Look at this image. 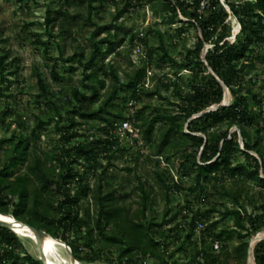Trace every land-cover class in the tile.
Masks as SVG:
<instances>
[{
	"label": "rangeland",
	"instance_id": "1",
	"mask_svg": "<svg viewBox=\"0 0 264 264\" xmlns=\"http://www.w3.org/2000/svg\"><path fill=\"white\" fill-rule=\"evenodd\" d=\"M191 4L193 0H180ZM0 0V57L3 59V70L0 68V164L6 160L5 153L11 143H2L4 139L13 136H24L30 139V157L39 155L42 159H49L55 155L53 161L56 165V174L59 170L57 159L60 158L59 132L56 128L58 119L57 111L62 113V122L65 123V111L72 110L75 103L71 102L70 94L73 87H77L82 93L90 98L86 106L95 110L101 106L102 101L112 91L118 81H127V74L136 68H144L147 71L145 79L139 84L144 87L143 82L149 85V93L140 92L136 97V110L142 111L143 119L150 120L159 116L160 119L155 125L154 134L150 144L142 146L143 156L138 157L137 149L132 148L128 152H117L112 159L108 156L99 155L98 164L106 166L104 188L106 191L115 189V200L119 205L126 206L132 214L140 215L142 208V196L138 190L139 183H146L150 192L146 217L160 225L159 231L174 229L177 223L182 222V217L187 214L184 206L190 205L191 213L206 217V225L217 221L216 231L233 225L231 217H223L215 211H225V207H231L232 202L225 194L231 191L240 194L241 200L249 211L258 206L261 199V189L254 182L237 180L221 175L202 185V189L196 192L191 191L194 187V174L187 170L183 175L177 176V168L183 156L197 151V146L187 147L178 144L166 146L162 149L160 160L155 157L147 158L148 155L157 153L162 134L167 130L169 123L165 120V114L174 113L176 104H181V97L187 95L194 83H205L206 77L211 71H207L208 63L205 59L211 41L206 42L203 51L200 53V62H191L188 54L195 51L198 39L202 36L201 30L194 22L191 14L194 7L181 6L177 0H95L93 5L99 7L89 17L87 12L88 0ZM171 5L177 7L176 12L170 10ZM208 0H203L199 12L207 10L210 6ZM229 13L238 11L242 16L254 15L255 0H223L222 4ZM65 9L63 17H59L57 11ZM185 10H182V9ZM51 10V26L46 24L47 11ZM185 11V12H184ZM74 18V20H72ZM253 21L260 25H253L250 29L260 30L264 35V17L261 19L253 16ZM64 22L68 34H63L60 23ZM231 27V37L237 43L243 37L242 25L234 15L227 19ZM52 31L54 37L49 32ZM163 35L161 41L156 33ZM119 33L125 38L121 46H112L110 42L100 46L107 52L97 56L93 60V66L87 72L77 63L75 57L72 62L54 61L61 55L70 58L75 53H83L85 62L88 61L93 52V43L102 41L105 37L111 38L113 42L115 34ZM142 36L145 43L142 52L136 51V37ZM133 38V39H132ZM255 41V40H254ZM249 47L245 56L235 63L236 70L240 74L239 84L242 95H248L249 103L256 114L263 112L260 118L261 126L264 128V42L247 43ZM173 60L176 62L174 63ZM39 74L42 75L47 91L51 94L52 101L56 102L57 110L52 102L41 96L42 90L38 83ZM96 77L105 82V87L92 81L86 80V76ZM205 77V78H204ZM97 89L98 97L92 99L93 89ZM178 93L181 95H178ZM132 90L124 88L118 90L108 106L112 113H127L128 102L131 100ZM128 99H130L128 101ZM234 97L230 90L224 86V99L219 104H213L210 109L194 115V119L209 110L219 109L221 106L231 105ZM260 102V104H258ZM51 119H56L52 120ZM41 121L48 122L42 126ZM103 125L99 119L85 122L79 131L83 137L72 144L90 141L92 137L99 134V128ZM227 127L222 126V130ZM37 130V138L34 140L32 132ZM179 130L188 132V123L179 122ZM230 134L237 136L239 149H244L240 128L235 125L231 128ZM256 129L251 132L252 138L256 139ZM199 135H202L201 133ZM264 144V134H260ZM202 150V148L200 149ZM252 154L256 155L255 152ZM159 157V156H158ZM108 159V160H107ZM233 160L243 161L241 152L237 153ZM110 161V163H108ZM101 166L92 169L91 163L81 159L76 168L83 177V181L89 182L93 192L97 184L98 175L101 173ZM130 168L128 172L126 169ZM25 171V165H20L14 170L13 178ZM168 171L175 181H181L184 190L181 193L169 194L160 183L157 172L167 178ZM79 178L72 184L73 192L76 191ZM111 183V185L107 184ZM93 193L81 201L82 208L89 207L93 215ZM222 203H225L223 206ZM177 214V219L168 225L163 226ZM0 221L11 229L18 225L24 235L19 239L24 248L35 259L49 264H119L120 260H126L123 256L126 247L119 244L103 246L99 244L96 255H91L90 260L79 262L69 253V248L59 242L53 243L51 237L44 231L35 234L22 222L8 216L0 215ZM187 221V222H188ZM186 222V223H187ZM13 230V229H12ZM14 231V230H13ZM204 230H197V242L199 247L204 248L202 235ZM16 232V231H14ZM30 232V233H29ZM32 232V234H31ZM41 232V233H40ZM168 234V232H167ZM83 234L80 235L82 237ZM74 237H70L72 241ZM183 235L176 230L171 233L169 239L170 251L179 249L183 242ZM251 245H256L264 240V228L256 234L249 235ZM209 242V240H208ZM82 243L81 240L78 242ZM238 245L235 239L227 245L231 250ZM217 253H222L219 252ZM195 255V250L189 245L183 250L175 253L174 259L179 264L188 263ZM145 264H154L149 259ZM250 264H254L253 259Z\"/></svg>",
	"mask_w": 264,
	"mask_h": 264
},
{
	"label": "trees",
	"instance_id": "2",
	"mask_svg": "<svg viewBox=\"0 0 264 264\" xmlns=\"http://www.w3.org/2000/svg\"><path fill=\"white\" fill-rule=\"evenodd\" d=\"M88 0L86 14L90 17L99 7H95L93 2ZM181 6L194 7L191 17L197 22L202 36L198 39L195 51L187 56L191 62H200V53L203 51L206 42L211 41V46L205 59L208 63L207 71L212 70L206 77L205 83H194L191 85L190 92L181 97L182 103L176 104L177 110L171 114H165L164 118L169 126L162 134L157 153L148 155L147 158L155 157L160 160L162 149L166 146L178 144L179 139L183 141L182 146H197L195 152L183 156L177 176L183 175L185 171L190 170L194 174V187L191 191L196 192L202 189L204 183L216 180L218 176L230 177L237 180L251 181L261 189V199L253 211H249L240 194H234L231 191H225L232 202L231 207H225V211H215L223 217H231L233 225L219 231H216L217 221L208 223L201 236L204 242V248L199 247L197 242V223L206 224V217L199 214H193L188 221V215L192 214L190 205L184 206L187 214L182 217V222L177 223L174 229L159 231L153 219L146 217L150 192L146 188V183L140 182L138 190L141 193L140 215L132 214L126 206L119 205L115 200V189L106 191L104 180L106 166L98 164V156L105 155L112 159L117 152H128L133 147L121 146L118 141L111 140L105 135L108 133L107 126L114 121L125 118L123 112L112 113L108 110L110 102L113 100L117 91L124 88L132 90L131 100L140 93H149L147 88L138 89V85L145 79L147 71L144 68H136L127 74V81L123 82L114 76L118 85L114 86L112 91L102 101L101 106L95 110L86 106L89 96L82 93L77 87L71 89L70 100L75 103L72 110L65 111V123L62 119V113L57 111L58 119L56 128L59 132L60 156L59 170L56 174V165L53 161L57 158L55 155L49 159H42L39 155L30 157V139L24 136H13L10 139H4L2 143H11L7 153L6 160L0 164V215L8 216L12 219L22 222L26 227H32L46 232L52 239L64 243L71 255L79 262L90 260L91 255H96L99 244L109 246L119 244L126 247L123 256L126 260H120L119 264H145L149 259L154 264H179L174 255L178 250H183L186 246L193 247L195 255L192 260L184 264H250V258L254 264H264V240L259 241L252 246L247 237L258 233L264 228V144L260 134H264V128L261 126L260 118L263 112L256 114L249 103L248 95H242L238 87L240 74L236 70L235 63L245 56L248 50L247 43L264 42V35L260 30H251L253 25H260L253 21V16L264 17V0H255L256 14L242 16L238 11L229 13L222 4L223 0H208L210 6L207 10L202 9L199 12L203 0H193L191 4L180 1ZM75 3L74 0L70 3ZM182 10H185V9ZM170 10L176 12L177 7L171 5ZM185 12V11H184ZM52 11H47L46 24L51 26ZM65 9L62 7L57 11L59 17H63ZM234 15L237 21L242 25L243 37L240 43H237L231 37V27L227 24V19ZM74 20V18L72 19ZM63 34H68L64 22L60 23ZM50 34L54 37L52 31ZM159 39L163 41L161 32L156 31ZM138 38V37H136ZM113 42L111 38L105 37L102 41L93 43V52L88 61L85 62L83 53H75L73 57L65 58L61 55L54 61V66L58 61L72 62L77 58V63L87 72L93 66V60L97 56L104 55L107 51L100 45L110 42L112 46H121L125 38L119 33L115 34ZM133 39V38H132ZM144 44L143 38L138 39ZM255 40V41H254ZM174 63H176L173 60ZM3 59L0 57V68L3 70ZM86 80H92L98 83L101 88L105 87V82L96 77L86 76ZM205 78V77H204ZM38 83L42 90L43 97L47 98L52 105L59 110L56 102L52 101L51 94L47 91V85L39 74ZM224 86H226L234 97L231 105L221 106L219 109L209 110L197 118L194 115L206 111L213 104H219L224 99ZM0 94L2 90L0 89ZM97 89H93L92 99L98 97ZM178 95H180L178 93ZM181 96V95H180ZM128 99V101L130 100ZM129 103V102H128ZM260 104V102H258ZM128 110V107H127ZM99 119L101 125L99 134L92 137L90 141L76 143L77 139L83 137L79 131L86 121ZM136 119L140 122L142 129V139L145 144H150L155 125L160 117L156 116L150 120H144L142 111L137 112ZM56 120V119H51ZM188 123V132L179 130V122ZM48 122L41 121L45 126ZM226 126L222 130V126ZM240 128L244 149L240 151L237 136L230 134L233 126ZM256 129L257 137L252 138L251 132ZM202 135H199V134ZM105 134V135H104ZM33 139L37 138V130L32 132ZM202 148V150H200ZM188 152V151H187ZM241 152L243 161L233 160V157ZM255 152L256 155L252 154ZM143 152L137 151L138 157L143 156ZM159 156V157H158ZM81 159L91 163L92 169L95 166H101V173L98 175L97 184L94 191H91L89 182L83 181L82 175L76 168ZM107 159V160H108ZM110 163V161L108 162ZM25 165V171L13 178L14 170L20 165ZM128 172L130 168L126 169ZM163 188L169 193H181L184 186L181 181H175L173 175L168 171V177L164 178L160 173H156ZM76 178H79L76 191L73 192L72 184ZM111 185V183H107ZM93 193V205L95 212L90 213L87 206L82 208L81 201L88 198ZM225 206V203H222ZM177 219V214L163 226L170 224ZM188 221V222H187ZM187 222V223H186ZM173 230L183 235V242L179 249L170 251L171 233ZM168 232V234H167ZM83 234L82 237L80 235ZM70 237H74L71 241ZM238 245L233 249H227V245L234 241ZM79 240L82 241L79 244ZM209 240V242H208ZM220 243V251L217 253L213 249V243ZM251 252V253H250ZM0 264H49L35 259L24 248L19 236L11 228L0 223Z\"/></svg>",
	"mask_w": 264,
	"mask_h": 264
},
{
	"label": "built area",
	"instance_id": "3",
	"mask_svg": "<svg viewBox=\"0 0 264 264\" xmlns=\"http://www.w3.org/2000/svg\"><path fill=\"white\" fill-rule=\"evenodd\" d=\"M136 38L137 44H136V51L138 53L142 52V46L143 44L139 42V38H142V36H137ZM140 89L141 87H139ZM146 88H149V85L143 82V85ZM136 110V101L130 100L128 103V110L125 115V118L119 119L114 121L111 125L107 126L104 124L103 126H107L108 133L105 135V137L118 141L121 146H131L137 150L142 151V146L145 145L144 140L142 139V129L140 127V122L136 119L137 115ZM206 227V224L203 222H198L196 229L198 231L204 230ZM213 249L215 251H218L220 249V243L218 241H215L213 243Z\"/></svg>",
	"mask_w": 264,
	"mask_h": 264
},
{
	"label": "bare ground",
	"instance_id": "4",
	"mask_svg": "<svg viewBox=\"0 0 264 264\" xmlns=\"http://www.w3.org/2000/svg\"><path fill=\"white\" fill-rule=\"evenodd\" d=\"M13 230L14 231H16V233H18V234H20V235H24L23 234V230L18 226V225H15L14 227H13ZM30 233V232H29ZM31 234H32V232H31ZM33 235V234H32ZM51 239V241L53 242V243H57V241L56 240H54V239H52V238H50ZM48 261L49 262H52V260L50 259V258H48Z\"/></svg>",
	"mask_w": 264,
	"mask_h": 264
},
{
	"label": "water",
	"instance_id": "5",
	"mask_svg": "<svg viewBox=\"0 0 264 264\" xmlns=\"http://www.w3.org/2000/svg\"><path fill=\"white\" fill-rule=\"evenodd\" d=\"M211 72H212V70H210ZM0 223H2L1 221H0ZM2 224H4V223H2ZM4 225H6V224H4ZM7 226V225H6ZM7 227H9V228H11L10 226H7ZM29 228V227H28ZM13 229V228H12ZM30 230H32L35 234H37L36 232H38V231H41V230H39V229H36V228H32V227H30L29 228ZM41 233V232H40ZM57 241V240H56ZM57 242H59V243H61V244H64V243H62L61 241H57ZM65 245V244H64ZM70 253V252H69ZM251 253V252H250ZM71 254V253H70ZM73 259H74V257H73ZM251 260H252V255H251V258H250V263H251ZM46 262H48V260H46ZM49 263V262H48Z\"/></svg>",
	"mask_w": 264,
	"mask_h": 264
}]
</instances>
